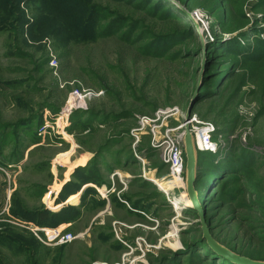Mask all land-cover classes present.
Listing matches in <instances>:
<instances>
[{
  "label": "rangeland",
  "instance_id": "rangeland-1",
  "mask_svg": "<svg viewBox=\"0 0 264 264\" xmlns=\"http://www.w3.org/2000/svg\"><path fill=\"white\" fill-rule=\"evenodd\" d=\"M191 99L195 127L215 129V149L198 153L209 233L264 261V0H0L1 153L26 155L0 167V204L8 195V216L20 200L47 216L0 223V264H222L195 214L137 185L152 171L183 194L184 179L175 184L150 146L182 125ZM116 168L125 173L107 200L76 193ZM67 189L70 204L48 212ZM118 199L132 211L116 210ZM54 231L72 239L57 243Z\"/></svg>",
  "mask_w": 264,
  "mask_h": 264
},
{
  "label": "crops",
  "instance_id": "crops-1",
  "mask_svg": "<svg viewBox=\"0 0 264 264\" xmlns=\"http://www.w3.org/2000/svg\"><path fill=\"white\" fill-rule=\"evenodd\" d=\"M34 147H36V146H34ZM3 149H4V146H0V167H2V168H7L8 165H12V167H10V168H12L14 170V169L17 168L18 163H20V162H22V161H24L26 159V155H24L23 153H21V152H19V153L18 152H14L13 153V151H10V154L8 153L7 155H5L6 157H4L5 152L1 153V151ZM151 152H154V151L151 150V151H148L147 153H144L146 158L149 159V156L152 154ZM129 156H130L129 158H126V157L122 158V160L120 161V164H121L120 167H122V166L123 167H130V166L133 165V161L135 160V159H133V157H134L133 153L131 155H129ZM198 162H199V159H198ZM80 166H81L82 170H84V169L86 170L87 166H88V160H85V161L79 163L77 167L80 168ZM198 169L200 171L202 170V168H200L199 166H198ZM112 171L113 170H111L110 173L111 174L113 173V174L111 175V177H109V181L108 182L97 183V181H95L93 178H89L87 180H84V182L80 186L79 192H76V191H74L72 189H67V190H65V193L68 192V194L65 197L66 200H63L61 202H58L57 204H53L52 206H47V207H44V208L48 212L55 214L59 210L58 208L65 207V206H68V204H70V203H68L69 201H67V197H68V195H70V193L76 192L77 194H82L86 190H89V189H94L97 192V196H98L99 200H101V201H104L105 199L107 200L109 193H111L114 190V188H115V182H119V184H120V182H121L120 179L122 178L121 174L123 172L125 173V171L121 170V168H116L115 172H112ZM153 171H154V169H153ZM117 173L120 175V179L116 175ZM151 173H152V171L148 172V174H150V175H151ZM154 175H156L155 171H154ZM144 176H145L144 174H143V176H138V178H139L137 180L138 181L137 182L138 186H140V184H142V182H145L144 187L146 186V184H149L151 186H155L156 187V184H154L151 181V179H149L147 176H145V177ZM1 177H2V175H1ZM155 178H157V177H155ZM67 180H68V178L67 179L65 178L64 182H67ZM157 180H158V178H157ZM1 181H2V179H1ZM7 186L9 188L6 187L4 189H7L9 191L11 189V182H8ZM141 186L143 187V185H141ZM156 188H157V190L160 193L162 192L158 187H156ZM167 189L169 190L171 195L175 196V194L172 191V189H170V188H167ZM62 193L64 194V191H62L61 189L60 190H55V194H60L61 195ZM103 194H105V196H103ZM44 195H46V194H44ZM58 196L54 197V198H58ZM179 196H182V198H183L182 194H180ZM4 197H5L4 204H2V203L0 204V223H7V221H9L8 220V218H9L11 220V222L16 221V224H20V223L24 224V222L26 221V216L25 215L29 213L31 216L28 214L29 215V220L28 221L31 222L33 226H35V224H34L35 219H36L37 225H38L40 222H42L43 218L47 217L46 215H41L42 214L41 213L42 210L40 208L29 209L28 206L24 205L25 201L23 202L22 200L16 202L20 212H15L14 210L11 209L10 215L8 216L9 208L12 207V206H10L8 195H4ZM165 198H167V197L165 196ZM43 200H44V198H43ZM75 200L70 201V202L74 203ZM42 202H44V201H42ZM167 202H168V200H167ZM58 204H59V207L55 208V206H57ZM118 206H116V208H115L116 210H121V211H124V212H127V210L129 212L132 211L130 206L128 204L122 202L120 199H118ZM108 208L110 210L112 207L109 205ZM186 211H188V210H186ZM133 212L138 213V211H134V210H133ZM188 213L190 215H192V216L194 215V214H192L190 212H188ZM106 214H108V212H106L104 210L102 212H99L98 216L99 215L105 216ZM139 214L143 215L142 213H139ZM45 221H47V220H45ZM63 225L65 226V224H63ZM30 227L31 226L27 227V229H30ZM46 229H49V228H46ZM0 234H3V233H0Z\"/></svg>",
  "mask_w": 264,
  "mask_h": 264
},
{
  "label": "built area",
  "instance_id": "built-area-1",
  "mask_svg": "<svg viewBox=\"0 0 264 264\" xmlns=\"http://www.w3.org/2000/svg\"><path fill=\"white\" fill-rule=\"evenodd\" d=\"M179 110L177 107L172 109H167L163 111V114H166V117L172 116L173 114L178 113ZM194 117H190V132L193 138V142L196 148V151L199 152H208L214 150V145L212 144V136L215 134V129L210 123L203 124V126L197 128L194 125ZM141 123H148L141 118ZM197 123V122H196ZM43 130L46 125L42 126ZM184 128V122L182 125H179L177 128H166L163 135L159 141L151 143V148L159 151V155L163 163L168 168V176L174 181L175 184H183V179L185 175V154L183 149V136L185 133V128L182 132L179 130ZM40 134V133H39ZM137 135V134H136ZM136 139L137 136H136ZM143 156H138L137 158L143 162ZM144 158V157H143ZM159 188L160 185L156 184ZM169 188V187H167ZM172 189V187H170ZM54 236L52 238L57 239V243H65L72 239L70 234H65L59 236V234L54 231ZM48 237V236H47Z\"/></svg>",
  "mask_w": 264,
  "mask_h": 264
},
{
  "label": "water",
  "instance_id": "water-1",
  "mask_svg": "<svg viewBox=\"0 0 264 264\" xmlns=\"http://www.w3.org/2000/svg\"><path fill=\"white\" fill-rule=\"evenodd\" d=\"M204 61V60H203ZM196 103L195 99H191L188 103L185 115H184V128L185 133L183 136V149L185 154V176H184V192L183 198L189 199V205L180 203L182 209L193 210L200 223V229L202 232V238L205 239L207 246L212 252L218 256L223 257L225 260L232 264H264V261L252 260L248 257L239 255L227 247L219 244L213 239L209 233L208 226L206 224V211L204 208V199L200 196L197 183L203 178L204 172L198 169V152L196 151L193 138L190 132V117L191 112Z\"/></svg>",
  "mask_w": 264,
  "mask_h": 264
},
{
  "label": "bare ground",
  "instance_id": "bare-ground-1",
  "mask_svg": "<svg viewBox=\"0 0 264 264\" xmlns=\"http://www.w3.org/2000/svg\"><path fill=\"white\" fill-rule=\"evenodd\" d=\"M195 23V25L196 26H198L199 27V32H201L202 33V31H203V27L204 26H202V24L199 22V21H195L194 22ZM115 175V174H114ZM118 177H119V179H120V175L117 173L116 174ZM149 179H151V181L154 183V184H159L160 185V187H159V189L166 195V199L168 200V202H170L171 203V205H172V208H173V210L174 211H180L181 209H182V207H181V205H180V203H184V204H186V205H189V204H191L190 203V201H189V199H187V198H182V196H179V197H177V196H173V195H171L170 193H168L167 191H169L168 189H167V187H170L167 183H159L158 182V180H156V178L155 177H153L152 175H149V176H147ZM118 179V180H119ZM157 187V186H156ZM103 193V192H102ZM107 193V192H106ZM103 196H105V194H103Z\"/></svg>",
  "mask_w": 264,
  "mask_h": 264
},
{
  "label": "trees",
  "instance_id": "trees-1",
  "mask_svg": "<svg viewBox=\"0 0 264 264\" xmlns=\"http://www.w3.org/2000/svg\"><path fill=\"white\" fill-rule=\"evenodd\" d=\"M218 2H219V0H215V3H217L218 4ZM160 4V3H159ZM167 4H169V2H167V3H164V6L166 7H168V5ZM225 5H224V3H222L221 5H218L215 9H211V12H213V17H214V19L215 20H221V17H222V13L220 12V10H222L223 9V7H224ZM242 6H243V3L241 4V10H242ZM169 8V7H168ZM215 64V62H211V63H209L208 64V67H212V66H216V65H214ZM207 73H208V71H207ZM202 171V170H201ZM59 206H55V208H58ZM188 212H190V213H192V214H195V212L193 211V210H191V209H189L188 210ZM44 217V216H43ZM209 248V247H208ZM212 252V251H211ZM212 255V254H211ZM249 255V254H248ZM247 257H249V256H247ZM256 259H259V258H256ZM221 260V259H220ZM220 260H219V262H220ZM221 263L222 264H232V263H230V262H228L227 260H225V259H223V260H221Z\"/></svg>",
  "mask_w": 264,
  "mask_h": 264
}]
</instances>
